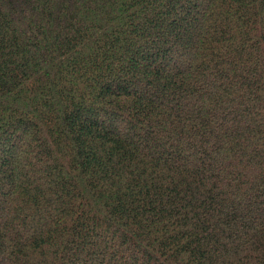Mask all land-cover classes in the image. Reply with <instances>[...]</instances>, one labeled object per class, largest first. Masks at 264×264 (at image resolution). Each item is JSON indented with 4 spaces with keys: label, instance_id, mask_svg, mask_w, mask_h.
Returning a JSON list of instances; mask_svg holds the SVG:
<instances>
[{
    "label": "trees",
    "instance_id": "16d2710c",
    "mask_svg": "<svg viewBox=\"0 0 264 264\" xmlns=\"http://www.w3.org/2000/svg\"><path fill=\"white\" fill-rule=\"evenodd\" d=\"M0 264H264V0H0Z\"/></svg>",
    "mask_w": 264,
    "mask_h": 264
}]
</instances>
